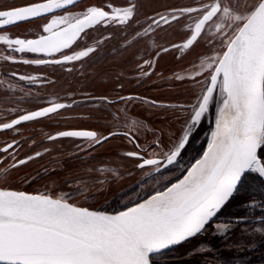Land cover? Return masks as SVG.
Segmentation results:
<instances>
[{"label":"snow or ice","instance_id":"snow-or-ice-1","mask_svg":"<svg viewBox=\"0 0 264 264\" xmlns=\"http://www.w3.org/2000/svg\"><path fill=\"white\" fill-rule=\"evenodd\" d=\"M82 2L28 0L20 6L0 5V30L4 26L52 16L40 26L35 38L0 35V42L15 53L48 57L59 53L62 57L24 59V64H65L88 57L101 43L112 38L109 35L95 46L64 54V50H72L86 37L90 29L97 26L127 28L132 24L143 27L137 18L139 0H123L119 5L116 0H101L99 4L90 0L79 12L69 10V6L75 8ZM56 10H64L65 14L56 15ZM146 19L148 28L143 31L133 28L136 36L133 41H126L125 50L134 41L139 42L155 32L161 24L169 28L181 25L184 42L171 47L191 50L197 44L207 45L209 52L199 57V64L193 66L190 77L195 80L204 76L205 86L193 104L178 106L186 112L181 136L164 146L157 137L151 146L160 148L159 153L153 150L147 156L145 147L124 155L136 158L140 169L150 168L155 173L168 170V166L177 163L196 126L216 102L218 93L215 127L207 149L184 169L182 178L169 181L142 202L115 214L78 207L69 202L67 195L54 198L44 193L30 194L0 187V264H155L156 257L164 250L207 231L247 178V173L264 177V0L251 3L249 0H191L187 5L170 7L164 14L156 13ZM210 28H214V33H209ZM168 51L163 48L156 55ZM4 59L14 60L15 57L7 55ZM152 63L145 59L137 66L150 68ZM20 79L35 80L36 77ZM197 83L200 82L197 80ZM100 99L113 102L107 97ZM69 107L71 105L53 101L20 114L11 122L0 123V129L11 130L22 122L37 121ZM124 116L129 119L127 113ZM140 126L139 121H132L129 128ZM152 134L156 136L155 132ZM116 135H124L139 149L138 137L131 130L108 135L93 130H66L48 139L84 138L94 142L90 147H96ZM12 147L13 144H8L0 152L6 153ZM40 155V152L35 153V156ZM33 158L29 156L28 160ZM25 163L26 160L19 159L12 167ZM230 224L220 223L215 227L217 232H226Z\"/></svg>","mask_w":264,"mask_h":264},{"label":"rangeland","instance_id":"rangeland-1","mask_svg":"<svg viewBox=\"0 0 264 264\" xmlns=\"http://www.w3.org/2000/svg\"><path fill=\"white\" fill-rule=\"evenodd\" d=\"M174 1L171 0L170 2H173L172 4L175 5ZM184 1L186 5L191 2V0ZM27 2L28 0H0V5L10 7ZM89 2L90 0H83L77 7H70L69 10L74 13L79 12ZM94 2L99 4L101 0H94ZM116 2L119 5L123 3V0H116ZM249 2L251 3L252 0H249ZM172 4H164L162 0H139L137 18L140 24L143 25L142 28L136 24H132L127 28L122 26H97L90 29L86 37H82L73 46L72 50H64V54L70 55L73 51H81L89 46H95L97 41H101L109 35L112 38L101 43L95 53L82 58L80 61H72L65 64H24L22 62L24 59H60L62 57L59 53L54 54L52 57L43 54L15 53L7 49L6 45L0 42V121L8 119L11 115L19 111L52 101L59 97L72 99L78 96L103 94L108 97H113L120 92L133 91L135 89L134 81L132 80L134 74L136 73V75L141 76L140 74L144 72L137 65L143 64L145 59L149 60L152 48L169 44L176 40H182L184 29L181 25H173L170 29H166L170 31L169 33L172 32L171 34L162 31L154 40L146 37L139 42L134 41L127 50H125L126 41H133V38L136 36V31H133V28L137 31H143L144 28H148L149 24H145L148 23L146 22L148 14L163 13L165 7ZM55 14L64 15L65 13L61 11ZM51 18L52 16L49 15L43 19H35L16 24L0 30V35H9L11 38H35L39 34L40 26ZM208 31L211 34L215 30L214 28H210ZM170 52V58L167 61H163L168 64H163L162 67L175 72V75L172 76V78L174 77L173 80L165 84L155 80L146 83L147 80L145 81V85H140L141 89L149 86L151 89L149 93L151 95L168 98L172 95L176 96L180 91L186 90L191 85H194L193 83H196L194 79L190 78L194 71L193 66L199 64V57L203 53L209 52L207 45L203 43L197 44L187 54L178 49H173ZM142 54L146 56L142 58ZM7 55H12L15 59L5 60L4 57ZM137 69L138 71H136ZM22 76L36 77V79L22 80L20 79ZM177 77H181L182 79H177ZM218 96L219 94L217 93L216 105ZM100 98L87 97L72 99V101H65V103L72 105L69 108H74L78 111L77 113L84 112V110L89 111L91 119H88L86 124L99 127L100 133L112 129L118 124L128 123L126 122L127 119H125V116H120L119 119H115L114 117L117 116H112V114L113 110H119L122 107L130 109V100L112 102L110 105L106 104ZM103 118L108 124L104 125L101 122L105 121ZM40 123L42 122L38 124ZM38 124L36 125L34 123L33 126L27 127L28 133H31V135H28L21 153H30L40 148H47L44 152L45 154L32 159L25 165L6 171L4 170L5 165H1L0 186L48 193L58 197L67 195L70 201L80 205L92 208H95L94 205L96 203L106 205L103 209L108 211H114L116 204L119 206V203L121 204L125 201L134 204L147 197L138 195L140 189L143 188L141 186L135 189H129V186L140 178L145 171L136 168V165H134L130 158L121 155V147H127L128 145L124 144L119 137H111L112 139H109L103 146L91 147L89 157L81 159L73 156V153H75L73 150H76L77 147L71 146L69 149L65 148L68 145L67 140H62L63 142H61V139H56L43 143L50 133L64 125H70L71 122L64 121V123H57L53 118H50V120L44 121L42 125ZM163 131L164 134L169 132L167 129H163ZM15 133H0V143L6 138L12 137ZM59 142L63 144H59ZM162 179L163 181L157 185L162 184L166 180V177H162ZM153 189L156 190V188ZM147 195L149 196L150 194ZM88 199H91V202H88ZM97 199L98 201H96ZM253 200H250V203L243 204L244 207L251 205L252 209L250 211L254 215H257L252 218V222L247 223L251 227L236 224L237 231L241 233L240 237L249 239L247 243L258 240L260 234L264 238V221L259 220L261 218L260 215L263 214L258 213L264 208V203H262L263 208L260 209V206H257L259 203ZM241 220L237 219L236 221L241 222ZM226 221L227 219L224 218L214 224H210V229L205 232L208 234L209 231H212L213 237L216 238L222 232H217L215 226L220 223H228ZM230 227H233V225L230 224ZM248 230H251L252 233L246 234ZM205 236L202 232L196 237L190 238L188 241L182 243L180 247L178 246L179 250L176 252L177 256L175 259L165 260L164 253L156 257V263L173 264L172 262H175L176 264H201L202 261L199 256L203 253L202 250H205L203 248L207 246L206 242H204ZM208 249L210 251V248ZM209 262L205 261L204 263L208 264ZM213 262L211 261L210 263ZM234 264L241 263L234 261ZM261 264H264V262Z\"/></svg>","mask_w":264,"mask_h":264},{"label":"flooded vegetation","instance_id":"flooded-vegetation-1","mask_svg":"<svg viewBox=\"0 0 264 264\" xmlns=\"http://www.w3.org/2000/svg\"><path fill=\"white\" fill-rule=\"evenodd\" d=\"M162 1L164 4L173 3V2H170L171 0L169 1L162 0ZM182 1L184 0H175L174 1L175 5L174 4L167 5L163 13H160V14H164L165 11H167L170 7H180V6L186 5V2L185 1L182 2ZM20 5H23V4H20ZM70 7L72 6H69V8ZM61 11H64V10H58L56 11V13L61 12ZM153 15L155 14H148V17H151ZM146 22L148 23H145V24H149V21L147 19H146ZM8 27H11V26L3 27V29L8 28ZM154 27L156 28L155 25ZM166 29H170V28L166 25L161 24L159 28H156L155 32H150L148 38L154 40L158 37L159 33L162 31L166 32L167 34L172 33V32L169 33L170 31H167ZM183 42H184V36L182 40L181 39L176 40L169 44L159 45L155 48H152L151 54L149 55V60L153 61L151 67L149 68V66H147L141 69L144 72H148L149 74L148 75L140 74L141 76H138V74L136 75V73L134 74L132 80L134 81L135 89L133 91L120 92L119 94L113 97H108L107 95L103 94V95L78 96V97L72 98L73 100H75V99H82V98H87V97H107L109 101L120 102V101H126V100H120L119 97L132 96L134 97V99L130 100L131 101L130 109L122 107L119 110H113V114H112V116L120 117V116H124V113H127L129 119H127L126 122L128 123L124 122L122 124H118L114 128L100 133L99 127L86 124V122H88L87 120L91 119L89 111L84 110V112L77 113L78 111H76L74 108H69V109L65 108V109L59 110V112L56 114H51L48 117L39 118L37 121L22 122L21 125L15 126L11 130L0 129V133L2 134L16 132L12 137L6 138L0 143V149L6 148L8 144H13V147L9 149L8 152L6 153L0 152V166L5 165L4 170H10L13 168L12 165L15 164L16 161H18L19 159L26 160L25 164H27L29 161L32 160V159L28 160L29 156H33L34 158L39 157V156H35L36 152H40L41 155L45 154L44 152L46 151L47 148H40L30 153H21V151H23L24 149L23 147H24V144L26 143L28 135H31V133H28L27 127L33 126L34 123H36L37 125L39 122H42L40 123L42 125L44 121L50 120V118H53V120L57 121V123L58 122L64 123L65 121L68 123L71 122V124L64 125L63 127L50 133L48 136L55 135L59 131H66V130H93V131H96L100 135H108L109 132L124 133V132H128L131 130L133 134L138 137V143L140 146L139 149H137L135 145L130 143L129 140L124 135L114 136V137H119V139L124 144L128 145L127 147H121L122 156H124V153H126L127 151H138V150L144 149L145 147L148 148V154H146L147 156H150V153L153 150L159 153L160 148L153 149V147L151 146L152 142L155 141L158 137L161 141V146H164V145L170 144L172 140H175L179 136L182 135V129L185 126L186 112L183 109L179 108L178 106L180 105L188 106V105L193 104L196 101L197 96L200 94L202 87L205 86V80H204L205 77L204 76L197 77L194 81L196 83H193L194 85H191L192 87L190 86L186 90L180 91V93L176 94V96L172 95L171 97H168V98L157 97V96L151 95L149 93L150 92L149 90H151L149 86L141 89L140 85L142 84L145 85L146 83L154 81V80L157 82L161 81L162 84L170 83V81H172L174 78V77L172 78V76L175 75V72L174 71L172 72V70H166L165 68H163L162 67L163 64H168L167 62L165 63L163 61H167L170 58L169 53H171L170 51L173 50V48L171 47L173 44H182ZM163 48H168L169 51L160 52V55L157 56L156 53L160 49H163ZM191 50H180V51L187 54ZM145 56H146L145 54H142V58H144ZM170 64L173 65L172 63ZM136 71H138V69ZM197 80L200 82L198 86H197L198 84ZM145 81L147 82L145 83ZM72 99H68L64 97L55 98L52 101L45 102V103L33 106L31 108H27L22 111H19L11 115L8 119L0 121V123L10 122L11 119L18 117V115L20 114H24L28 111L37 110L38 107L47 106L53 101L65 103V101H72ZM106 104L111 105L112 103L106 102ZM174 106H177V107H174ZM215 111H216V104L213 103L210 106V110L207 113L206 117L202 119L201 123L198 126H196L194 134L190 137L188 144L186 145L185 149L182 151V155L178 158V161L176 164L168 166V170L166 171L162 170V173H155L151 171L150 168L142 169L145 172L141 175L140 178H138L135 182H133L129 186V189H135L141 186L143 188L140 189V192L138 193V195L148 196L147 194H151V192L154 190L153 188H156V189L161 188L164 185L168 184L169 181L172 182L173 180L183 175L184 169L190 166V164L195 159H197L202 154L203 150L205 149L209 141L211 130L213 128ZM132 121H139L141 126L130 129L129 125L132 123ZM101 122L104 125L108 124L106 120L101 121ZM163 129H167L169 132L167 134H164ZM153 132L156 133V136L152 134ZM48 136H47V139L43 141V143L53 141V140H49ZM58 139H61V142L66 141V140L68 141L67 142L68 145L67 147H65L67 149H69L71 146L77 147L76 150H73L75 152L73 153L74 154L73 156L81 158V159L82 158L86 159L89 157L90 152H91L90 145L94 143L84 138H76V137H60ZM14 141L15 143H13ZM61 142H59V144H63ZM103 144L104 143H102L101 145L103 146ZM128 158H130L133 161L134 165H137L138 161L136 158H131V157H128ZM136 168L138 167L136 166ZM136 170L138 171V169ZM146 173H150V175H146ZM162 177H166V180H164L162 184L157 185L159 182L163 181ZM241 193L242 191L239 187L238 191L234 194V196L235 195L236 196L235 197L233 196L234 198L232 202L230 203L231 205L233 204V202H235L236 204L235 207L243 208V213L241 215L228 214L227 208H229L228 207L229 205L226 204L225 207L222 208V210L217 214V216L211 222V224H214L215 222H218L220 219L225 218L227 219L226 222L228 223L231 222L233 227H230V229L226 233L222 232L220 235L218 234L216 238L213 237L212 231H209L208 234L206 232L205 233L203 232V235H206L204 237V242H206L207 246L203 248L205 250H202L203 253H201V256H199V258L202 261L201 264H203L205 261H210V262L214 261L213 263L209 262L210 264H220V263L234 264V261L240 262L241 264H245V263L246 264H251V263L261 264L264 262V238L262 237L263 235L260 234L258 236V238L259 237L260 238L256 240L257 242L254 241L251 243H247L249 239L240 237L241 233L237 231V227H236V224H243L245 226H248L249 228L251 227L250 224H247V223L252 222L253 221L252 218H254L256 214L254 215V213L250 211L252 209L251 205L244 207L243 204L254 199L253 201L256 203H259L257 206H260V209H262L263 208L262 203H264V188L261 189L260 196L254 195V196H250V198L248 197L247 199H244V200L241 199L240 201H237L240 198L239 195ZM90 200L91 199H88L87 201L91 202ZM96 201H98V199ZM237 202H240V203H237ZM132 204H130L128 201L122 202L121 204L119 203V206H117L118 204H116L114 206V208H116L114 211L122 210L126 207L131 206ZM104 206L106 205H102L99 203H96L94 205V207L97 209H103L105 208ZM230 207H234V205L233 206L231 205ZM258 213L263 214V215H260L261 218L259 220L264 221V208L260 210ZM237 219H242V220L240 222V221H236ZM208 229H210V227H208ZM251 233H252L251 230H248L246 234H251ZM180 245H175L167 250H164L165 260L175 259V257L177 256L176 252H178L179 250L178 246L180 247ZM207 247L210 248V251ZM172 263L176 264L175 262H172ZM155 264H157L156 261H155Z\"/></svg>","mask_w":264,"mask_h":264},{"label":"trees","instance_id":"trees-1","mask_svg":"<svg viewBox=\"0 0 264 264\" xmlns=\"http://www.w3.org/2000/svg\"><path fill=\"white\" fill-rule=\"evenodd\" d=\"M246 176L247 178L242 182L240 186L242 193L239 195L240 198L237 201H240L241 199H247L248 197L250 198V196L254 195L260 196V191L264 188V180L262 177L259 176L258 173L249 172L246 174ZM233 198H231L230 201L227 203L229 205V208H227V212L231 215H241L243 213V208L235 207V202L231 204L232 206L234 205V207H230V203L232 202ZM164 253L165 252H163V254Z\"/></svg>","mask_w":264,"mask_h":264},{"label":"water","instance_id":"water-1","mask_svg":"<svg viewBox=\"0 0 264 264\" xmlns=\"http://www.w3.org/2000/svg\"><path fill=\"white\" fill-rule=\"evenodd\" d=\"M18 6H20V5H18ZM56 11H58V10H56ZM4 27H6V26H4ZM218 103H219V96H218V98H217V105H216V115H217V110H218ZM216 115H215V117H214V120H215V118H216ZM16 118H18V117H16ZM11 122V121H10ZM207 149V145H206V147H205V149H204V151ZM203 151V152H204ZM203 152H202V154H203ZM202 154L198 157V158H200L201 156H202ZM197 158V159H198ZM196 160V159H195ZM194 160V161H195ZM193 161V162H194ZM192 162V163H193ZM191 163V164H192ZM185 174V173H184ZM183 177V175L181 176V177H179V178H182ZM263 179H264V177H262ZM176 181V179L175 180H173L172 182H175ZM0 187H2V186H0ZM5 189H7V190H12V191H24V192H27V193H30V194H38L39 192H32V191H27V190H22V189H15V188H9V187H4ZM44 194H48V193H44ZM48 195H51V194H48ZM54 198L55 197H58V196H54V195H52ZM69 202L70 203H72V204H74V205H76V206H78V207H87V208H89L90 210H94V211H101V212H106V213H108V214H115V213H117V212H119V211H123V210H125L126 208H124V209H122V210H119V211H108V210H104V209H96V208H92V207H88V206H85V205H80V204H77V203H75V202H72V201H70L69 200ZM131 206H134V204H132ZM131 206H129V207H131ZM173 247V246H172ZM171 248V247H170Z\"/></svg>","mask_w":264,"mask_h":264},{"label":"bare ground","instance_id":"bare-ground-1","mask_svg":"<svg viewBox=\"0 0 264 264\" xmlns=\"http://www.w3.org/2000/svg\"><path fill=\"white\" fill-rule=\"evenodd\" d=\"M214 127H215V120H214V124H213V128H212V130L214 129ZM212 130H211V131H212ZM210 139H211V133H210L209 140H210ZM208 142H209V141H208ZM207 144H208V143H207ZM198 159H199V158H198ZM196 160H197V159H196ZM196 160H195V161H196ZM195 161H194V162H195ZM194 162H193V163H194ZM150 195H151V194H150ZM144 199H145V198H144ZM142 201H143V199L140 200L139 202H142ZM137 203H138V202H137Z\"/></svg>","mask_w":264,"mask_h":264}]
</instances>
